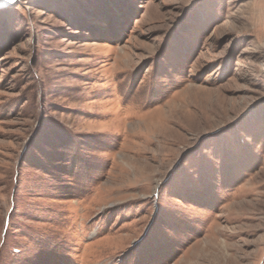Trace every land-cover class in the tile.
Listing matches in <instances>:
<instances>
[{
    "label": "rangeland",
    "instance_id": "obj_1",
    "mask_svg": "<svg viewBox=\"0 0 264 264\" xmlns=\"http://www.w3.org/2000/svg\"><path fill=\"white\" fill-rule=\"evenodd\" d=\"M0 264H264V0L0 8Z\"/></svg>",
    "mask_w": 264,
    "mask_h": 264
},
{
    "label": "water",
    "instance_id": "obj_2",
    "mask_svg": "<svg viewBox=\"0 0 264 264\" xmlns=\"http://www.w3.org/2000/svg\"><path fill=\"white\" fill-rule=\"evenodd\" d=\"M18 0H0V8L14 4Z\"/></svg>",
    "mask_w": 264,
    "mask_h": 264
}]
</instances>
